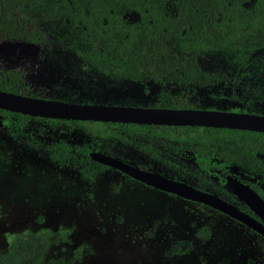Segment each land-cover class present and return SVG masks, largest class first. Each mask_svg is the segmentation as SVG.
<instances>
[{
	"label": "rangeland",
	"instance_id": "374dc122",
	"mask_svg": "<svg viewBox=\"0 0 264 264\" xmlns=\"http://www.w3.org/2000/svg\"><path fill=\"white\" fill-rule=\"evenodd\" d=\"M22 14L54 47L27 46V58L20 59L30 58L22 70L33 88L27 93L35 97L151 107L158 92L152 81L126 80L113 67L97 61L92 52L121 43L141 28L160 29L170 35L173 49L183 47L179 35L165 27L162 16L154 22H142L138 14L123 21L108 19L93 9L90 0H46ZM58 49L66 58L77 57L86 72L69 68L71 61L54 54ZM258 51H264V22L252 31L237 33L228 44L204 51L199 66L204 71L232 70ZM48 53L53 55L51 60ZM253 82L259 83V78ZM200 108L246 110L238 103L210 99L202 100ZM246 111L264 115V96ZM58 142L93 144L137 167L151 166L156 172L193 180L182 165L120 133L104 131L100 125L72 127L31 119L21 132L0 127V252L17 237L51 231L60 238L48 246L45 258L65 264H264V239L238 222L143 186L114 170L99 173L92 182L84 180L49 157ZM213 186L215 193L223 196L217 183ZM222 190L227 197L229 191ZM203 229L209 232L208 239L198 237ZM180 243L190 244V250L175 253Z\"/></svg>",
	"mask_w": 264,
	"mask_h": 264
},
{
	"label": "trees",
	"instance_id": "16d2710c",
	"mask_svg": "<svg viewBox=\"0 0 264 264\" xmlns=\"http://www.w3.org/2000/svg\"><path fill=\"white\" fill-rule=\"evenodd\" d=\"M46 0H0V40L18 39L54 48L33 28L31 19L22 14ZM103 17L125 20L138 14L142 22L162 16L165 27L182 39V48L169 45L170 35L160 29H139L121 43L94 50V58L114 68L133 83L152 81L157 86L156 102L151 107L169 109H201L202 100L229 101L250 109L264 96V51L251 54L232 70L204 71L199 58L206 50L228 44L237 33L252 31L264 22V0H90ZM147 18L151 19L148 20ZM100 24V21L99 23ZM60 50V49H58ZM62 50V49H61ZM72 70L86 72L74 57ZM253 71L258 73L253 75ZM259 78V83L253 82ZM22 73H0V91L19 94ZM234 112H249L230 109ZM254 113V112H249ZM0 118L13 132H21L31 119L71 124L100 125L104 131L120 133L128 141L142 144L148 151L182 165L193 180L178 174L157 171L175 180H184L204 191L215 192L214 183L222 186L231 175L249 185L264 199V133L190 126H153L120 123L81 122L33 118L0 110ZM91 152L108 154L107 148L83 143L54 144L49 157L61 167L76 171L87 181L111 170L93 162ZM115 157V155H111ZM125 163L123 157L117 156ZM136 166V165H135ZM187 166L188 168H185ZM153 171L151 166L140 167ZM127 178V177H126ZM129 179V178H128ZM218 181V182H217ZM198 237L208 239L206 229ZM59 234L43 231L30 237L13 239L6 251L0 252V264H65L46 259L48 246ZM183 245V248H179ZM190 244L180 243L175 253L182 255Z\"/></svg>",
	"mask_w": 264,
	"mask_h": 264
},
{
	"label": "water",
	"instance_id": "95a60500",
	"mask_svg": "<svg viewBox=\"0 0 264 264\" xmlns=\"http://www.w3.org/2000/svg\"><path fill=\"white\" fill-rule=\"evenodd\" d=\"M8 46L20 47L22 50L27 46L36 48L35 44L27 42H0V51H4ZM0 110L49 120L190 126L264 133V115L258 114L204 109L78 104L16 95L3 91H0ZM3 126L4 121L0 119V127ZM90 158L93 162L115 170L143 186L208 206L264 238V201L249 186L231 176L226 177V187L239 201L248 206L257 218L245 214L214 194L200 191L184 182L170 179L157 172L133 166L110 155L91 152Z\"/></svg>",
	"mask_w": 264,
	"mask_h": 264
},
{
	"label": "flooded vegetation",
	"instance_id": "af4514ba",
	"mask_svg": "<svg viewBox=\"0 0 264 264\" xmlns=\"http://www.w3.org/2000/svg\"><path fill=\"white\" fill-rule=\"evenodd\" d=\"M0 41H3V42H12V43H14V42H27V43H32V44H35V45H39V46H41L40 44H37V43H33V42H29V41H25V40H18V39H13V40H8V39H4V40H0ZM20 50H22V49H20V48H14V47H11V46H8V47H6L5 49H4V51H0V73H2V72H16V73H19V72H21L22 73V80H23V83L22 84H20V86L21 87H19V89H17V90H19V94H16V95H22V96H29V97H34V98H41V97H35V96H32V95H30V94H28L27 93V91L29 90V89H33V88H31L32 86L31 85H28L27 84V79H26V74H25V72H24V70H22L23 68H22V66L24 65V64H26L29 60H30V58L29 59H24L23 61H20V59L21 58H27L26 56H28V53H29V50H28V48H24L23 50H22V52H20ZM50 51H52V50H50ZM50 51H49V53H50ZM46 54L48 57H49V60H51L52 59V54ZM55 55H60V58L62 57L65 61H68V62H72V60H73V58H66V55L65 54H63V50H58V51H56L55 53H54ZM57 55V56H58ZM63 55H65V58H64V56ZM47 56H45V59L47 58ZM41 58V57H40ZM39 58V61L40 62H42L43 61V59L41 58L40 59ZM51 58V59H50ZM46 62V61H45ZM71 62H70V66H69V68L71 67V69H72V66H71ZM16 64V65H13V64ZM24 66H26V65H24ZM83 69L85 70V65L83 64ZM43 99H45V98H43ZM50 100H53V99H50ZM72 103H74V102H72ZM205 110V109H204ZM220 111H225V110H220ZM226 111H229V112H234V111H231V110H226ZM236 113H249V112H236ZM251 114H257V113H251ZM258 115H262V114H258ZM1 120H3V119H1ZM4 121V120H3ZM3 127H6V124H5V121H4V126ZM102 153V152H101ZM108 155V154H107ZM111 156V155H110ZM113 157V156H112ZM118 159V158H117ZM120 160V159H119ZM122 161V160H121ZM130 164V163H129ZM132 165V164H131ZM133 166H135V165H133ZM137 167V166H136ZM140 168V167H139ZM110 169V168H109ZM143 169V168H142ZM112 170V169H111ZM115 171V170H114ZM148 171V170H147ZM115 172H117V171H115ZM119 173V172H118ZM158 173V172H157ZM160 174V173H159ZM122 175V174H121ZM161 175H163V174H161ZM124 176V175H123ZM165 176V175H164ZM227 176H231V175H227ZM226 176V177H227ZM124 177H126V176H124ZM167 177V176H166ZM226 177H225V182H224V184L222 185V186H220L218 183H217V185L219 186V189H218V192H220L219 194H221V195H223V196H225V197H223V196H220V195H218V194H216L215 192H210V191H204V190H201V189H198L196 186H194V185H192V184H190L189 182H186V181H184V180H177V181H181V182H184V183H186V184H188V185H190V186H192V187H194V188H196V189H198V190H200V191H203V192H207V193H211V194H214V195H216V196H218L219 198H221L222 200H224V201H226V202H228V203H230V204H232L233 206H235V207H237L239 210H241V211H243L245 214H247V215H249V216H251V217H254V218H257V216L255 215V213L248 207V206H246L245 204H243L241 201H239L238 200V198L236 197V196H234L232 193H231V191L226 187ZM231 177H233V176H231ZM128 178V177H127ZM169 178V177H168ZM233 178H235V177H233ZM130 179V178H129ZM170 179H172V178H170ZM235 179H237V178H235ZM130 180H132V179H130ZM175 180V179H174ZM238 180V179H237ZM238 181H240L242 184H244V185H247V184H245V183H243L241 180H238ZM136 182V181H135ZM218 182V181H217ZM140 184V183H139ZM142 185V184H141ZM247 186H249V185H247ZM250 187V186H249ZM149 188V187H148ZM251 188V187H250ZM152 189V188H151ZM222 189H227L229 192H228V196L226 197V193L222 190ZM252 189V188H251ZM253 190V189H252ZM254 191V190H253ZM256 192V191H255ZM257 193V192H256ZM165 194V193H164ZM258 194V193H257ZM166 195H170V194H166ZM259 195V194H258ZM170 196H173V195H170ZM260 196V195H259ZM174 197H177V196H174ZM261 197V199L264 201V199L262 198V196H260ZM179 198V197H178ZM180 199H182V198H180ZM182 200H184V199H182ZM185 201H187V200H185ZM187 202H191V201H187ZM192 203H196V202H192ZM196 204H198V205H200V206H205V205H202V204H199V203H196ZM206 208H208V209H210V210H213V211H215V212H217V213H219V214H222V213H220V212H218V211H216V210H214V209H212V208H210V207H208V206H205ZM222 215H224V214H222ZM225 216V215H224ZM227 217V216H226ZM230 219V218H229ZM232 220V219H231ZM234 221V220H233ZM236 222V221H235ZM240 224V223H239ZM242 225V224H241ZM245 227V226H244ZM248 229V228H247ZM250 230V229H249ZM252 231V230H251ZM253 232V231H252ZM255 233V232H254ZM256 234V233H255ZM258 235V234H257ZM260 236V235H259ZM261 237V236H260ZM263 238V237H262ZM264 239V238H263Z\"/></svg>",
	"mask_w": 264,
	"mask_h": 264
}]
</instances>
